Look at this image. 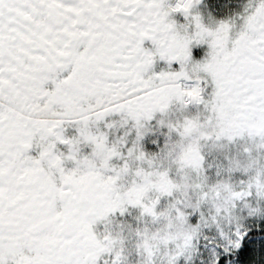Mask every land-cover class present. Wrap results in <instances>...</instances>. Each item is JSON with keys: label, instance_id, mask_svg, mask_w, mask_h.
<instances>
[{"label": "snow or ice", "instance_id": "6c2138e0", "mask_svg": "<svg viewBox=\"0 0 264 264\" xmlns=\"http://www.w3.org/2000/svg\"><path fill=\"white\" fill-rule=\"evenodd\" d=\"M0 0V264H264V0Z\"/></svg>", "mask_w": 264, "mask_h": 264}, {"label": "rangeland", "instance_id": "374dc122", "mask_svg": "<svg viewBox=\"0 0 264 264\" xmlns=\"http://www.w3.org/2000/svg\"><path fill=\"white\" fill-rule=\"evenodd\" d=\"M204 3L208 4L210 7H215L213 0H204Z\"/></svg>", "mask_w": 264, "mask_h": 264}]
</instances>
